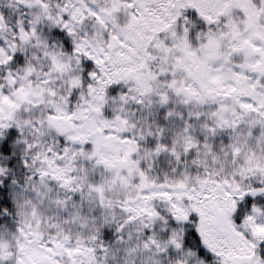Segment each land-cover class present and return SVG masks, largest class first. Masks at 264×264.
<instances>
[{
  "label": "snow or ice",
  "instance_id": "obj_1",
  "mask_svg": "<svg viewBox=\"0 0 264 264\" xmlns=\"http://www.w3.org/2000/svg\"><path fill=\"white\" fill-rule=\"evenodd\" d=\"M6 7L0 264H264V0Z\"/></svg>",
  "mask_w": 264,
  "mask_h": 264
},
{
  "label": "clouds",
  "instance_id": "obj_2",
  "mask_svg": "<svg viewBox=\"0 0 264 264\" xmlns=\"http://www.w3.org/2000/svg\"><path fill=\"white\" fill-rule=\"evenodd\" d=\"M8 3L9 0H0V12H4L5 14L9 12V9L6 7ZM9 35H11V32H9ZM43 53L44 49L38 48L35 45L26 48L20 56L21 61L23 63L21 65H17V67L13 69V74H16L17 72L22 73L24 68L30 67L32 68L31 75L33 77V82H35V80L40 79L47 73L54 72V69H52L50 65L46 62ZM55 80L56 78L54 77V82ZM62 87L63 83L61 82L57 85V92H59ZM214 157L217 164L222 163V158L219 156L218 153L214 154ZM214 157L205 156V154L202 152L200 154L199 159L201 164L207 162L209 167H213ZM189 163H191V161H189ZM0 226H3V224H0ZM94 230V226L89 225V228L85 233V239H87L88 236L94 232ZM131 247H136L135 241L132 242ZM198 259H202V257H200L199 253H197L195 250H193L192 256H188L186 253H182L178 257L173 256L171 259H169L168 257L164 258L166 264H197ZM111 264H150V259L148 254L144 253L142 250L137 254H133L132 256H126L121 251L117 253L116 260L112 261Z\"/></svg>",
  "mask_w": 264,
  "mask_h": 264
}]
</instances>
